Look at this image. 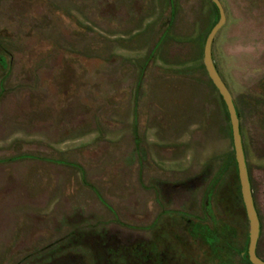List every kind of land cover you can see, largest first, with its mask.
<instances>
[{"label":"rangeland","instance_id":"1","mask_svg":"<svg viewBox=\"0 0 264 264\" xmlns=\"http://www.w3.org/2000/svg\"><path fill=\"white\" fill-rule=\"evenodd\" d=\"M219 1L211 57L237 110L264 258V0ZM172 3L170 14L167 0H0V264H95L104 249L48 251L74 228L124 242L157 224L149 245L169 240L183 264L181 217L202 189L188 198L172 169L202 160L207 186L219 176L212 208L245 243L229 125L222 136L202 63L212 2ZM193 84L216 108L205 128L198 108L188 115Z\"/></svg>","mask_w":264,"mask_h":264},{"label":"flooded vegetation","instance_id":"2","mask_svg":"<svg viewBox=\"0 0 264 264\" xmlns=\"http://www.w3.org/2000/svg\"><path fill=\"white\" fill-rule=\"evenodd\" d=\"M225 168H227L226 162L222 166V174ZM177 171L178 170L175 168L172 169V184H176L177 181L181 180L183 183V188L180 189L181 193L187 194L189 198L196 189H202L198 210L194 211L191 204H189V210H185L186 212H184L181 217L183 240L181 243L177 242L175 244L177 246L181 244L184 254L183 264H252L245 253L247 233L245 243L239 248L235 237H231V230L226 226L227 224H224L222 217L217 215L212 208L211 201L213 195L216 193L219 176H215L211 180L209 186H207L208 167L206 160L200 161L198 168L195 170H193V166L191 162H189L179 170L180 172ZM228 179L227 184H229V190H233V187L235 189L234 194L231 195L234 200L233 203L235 204L236 199H238L237 188L239 190L237 175L236 179L233 175ZM241 206L244 211L242 202ZM168 223L172 225L173 219L171 218ZM156 227L157 229L154 231L152 238L156 236L155 234H157L158 228L161 229L158 224ZM155 242L156 241H154V243ZM155 244L156 245L152 246V255L150 257H145L142 261L146 264H174L173 259L168 256L172 242L168 240V245L160 243L161 245L159 247L157 243Z\"/></svg>","mask_w":264,"mask_h":264},{"label":"water","instance_id":"3","mask_svg":"<svg viewBox=\"0 0 264 264\" xmlns=\"http://www.w3.org/2000/svg\"><path fill=\"white\" fill-rule=\"evenodd\" d=\"M211 1L217 9L218 17L205 35L202 44V63L209 80L211 81L224 104L227 115L239 193L248 225L245 253L248 260L252 264H264V259L258 256L255 251L259 232V221L251 193L250 181L239 130L238 114L232 96L223 80L219 76L211 57V41L213 35L224 20V13L220 1Z\"/></svg>","mask_w":264,"mask_h":264},{"label":"trees","instance_id":"4","mask_svg":"<svg viewBox=\"0 0 264 264\" xmlns=\"http://www.w3.org/2000/svg\"><path fill=\"white\" fill-rule=\"evenodd\" d=\"M167 1H168L169 12L171 14L173 10V6H174V4L172 3L173 0H167ZM212 6L215 12V19L210 24L208 30L210 29V27L213 25V23L216 21L218 17L217 9L213 3H212ZM218 97H219L225 118H227L224 104L219 94H218ZM234 164L235 163L233 161V165ZM248 176H249V173H248ZM237 196L238 198H240L238 188H237ZM99 238L103 240L100 241ZM153 239L154 238L152 237L148 239H142V238L136 237L133 240H128L124 242L122 241L110 242L107 236L102 235L100 237V235L96 234L95 231L93 230H90V229L81 230V229L74 228V229L69 230L68 233L63 238H59V240H56L53 243V246L50 247V251H48V254L50 255V257H53L54 256L53 253L56 254L57 252H61L62 250L63 251L68 250V249H71L77 246L89 248L91 251L94 248H102L104 250L101 254H99L100 256L99 255L96 256L95 261H94L95 264H102L104 263V260H105L104 264H116V262L118 264H146L142 260L145 259V257H150L152 255L151 251H153V247L149 244L152 243ZM146 251L148 253H144Z\"/></svg>","mask_w":264,"mask_h":264},{"label":"crops","instance_id":"5","mask_svg":"<svg viewBox=\"0 0 264 264\" xmlns=\"http://www.w3.org/2000/svg\"><path fill=\"white\" fill-rule=\"evenodd\" d=\"M197 85L198 84H193L192 85L193 88H194L193 91H195V93H194V99H193L194 106H192L193 108L191 107V111L188 112V115H191L193 113L194 108H196V109L198 108L199 109V112H198L199 113V122H200V126L199 127H201V128L204 127L205 128L207 126V123L209 122L210 117H213L212 115H213L214 112L211 111V110L212 109H216V108L214 107L212 100H210L211 103L209 104L211 106V109L208 108L207 103L204 101V96L206 95V97H208V95L210 93V89L206 85H203L201 88H202V90L204 92L203 93L204 96L200 97L199 92H198L199 88H198ZM199 97H200V99H199ZM206 109H209L210 111L208 112V110L206 111ZM221 110H222V108H221ZM221 113H222V115L220 117L222 118L221 119L222 121H220V126H222V128H221V135L223 136V134H222V133H224V125H223V121L224 120L223 119L225 118V115L223 113V110H222ZM215 114L216 115H219V113H217L216 111H215ZM202 121L204 122L203 125H202Z\"/></svg>","mask_w":264,"mask_h":264}]
</instances>
